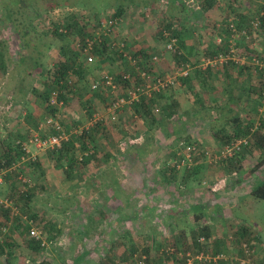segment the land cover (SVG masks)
I'll use <instances>...</instances> for the list:
<instances>
[{
  "label": "rangeland",
  "instance_id": "374dc122",
  "mask_svg": "<svg viewBox=\"0 0 264 264\" xmlns=\"http://www.w3.org/2000/svg\"><path fill=\"white\" fill-rule=\"evenodd\" d=\"M67 1L69 4L75 2ZM242 1L227 7L216 4L210 11H205L203 0H167L166 3L83 0L90 6L71 8L68 4L69 7L52 12L48 20L37 23L32 10H37L41 16L55 3V0H39L29 10H15L14 21L20 25L18 31L5 20L0 8V50L6 64L4 71L0 69V160L9 146L16 145L17 141L28 144L31 155L36 158L34 161L21 160L11 169L0 168V206H3V201H8L12 210L16 211L13 214L11 210L8 219L0 214V264H73L85 250H89L91 255L81 264H136L138 261L144 264H182L185 253L188 252L191 258L196 255L192 234L203 225L210 227L212 233L211 243L205 247L208 250L203 253L204 258H210L212 252L218 251V261L223 264H239L242 261L264 264V202L250 195L252 187L264 179V153L253 149V137L248 136L244 139L250 146H242L239 154H233L232 160L227 161L230 157L225 152L226 148L211 131L213 125L222 127L231 119H239L235 115L252 121L256 130L264 120V106L255 112L253 101L247 100V105L241 103L246 97L240 102L236 98L232 101L225 97L227 101L221 96L209 97L203 91L198 93L195 86L198 98L193 93L189 96L179 94L176 98L157 96L156 108L160 109V113L154 111L152 118L137 116L134 109L125 108L119 113L118 121H114L107 95L91 90L92 83L104 74L115 75L107 69L102 70L99 64L104 59L122 67L119 73L128 70L129 65L112 46L114 42L124 41L135 57L143 56L140 53L142 45L149 48L157 43V47L163 50V31L173 25L178 27V39L182 41L185 36L187 47L194 48L193 54L188 56L180 47L181 55L188 58L189 62L185 63L190 69L206 67L205 61L213 58L208 55L209 49L214 47V43L223 44L224 39L230 45L229 51L234 46V54L226 56L252 64L254 57L264 55V24L259 29L257 22L262 15L245 13L243 10L247 9L248 3ZM121 4L128 14H125V19L119 17L121 21L112 39H106L99 46L103 54H96L95 61L90 65L83 61V56L78 60L77 64L82 65L85 72L82 76L71 72L69 85L72 87L64 90L63 94L67 101L55 116L69 137L72 135L71 138L87 128L97 127L96 121L103 123L100 127L106 128H98L93 137L88 150V163L82 162L87 152L84 153L78 146L79 165L67 178L47 151L38 150L31 143L33 133L43 136L52 134L50 130L38 131V128L50 115L51 109L42 95L49 91L46 81L53 69L64 60L61 50L68 56L78 51L76 37L60 39L53 34V21L70 24L76 20L82 26L93 29L89 26L92 21L96 23L114 16ZM221 4L224 6V3ZM238 5L242 7L234 10ZM141 11L142 15H138ZM244 16L252 17L255 23L249 39L243 38L236 29L238 34L231 36V44H228L227 25L239 24ZM219 36L222 42H217ZM238 40L252 48H247L248 51L240 48L236 43ZM222 50L226 51L227 47ZM222 54L225 55V52ZM247 54H252L253 58ZM165 57L167 60L164 61L177 65L171 73L182 69L175 55ZM34 61H40L41 65L35 67ZM222 66L216 64L209 67L218 77ZM252 75L253 84L257 85L256 73L253 71ZM225 81L228 82L227 79ZM226 88L229 90L232 85L227 84ZM122 94L120 90L119 95ZM222 105L228 108H221ZM245 106L251 111H242ZM154 119L164 120L163 124H153ZM134 139L140 141L132 143ZM182 141L193 143L196 155L191 165L185 163L177 167L176 183L181 185H167L162 169L177 165V145ZM61 164L65 166L66 162ZM20 177L25 178L27 183ZM30 192H33V201L26 206L20 201V196ZM146 205L154 214L144 210L137 219L118 220V217L133 210L136 212ZM216 205L221 208L215 210ZM173 210L179 217L176 221L178 229L171 219ZM182 212H185L184 215L180 214ZM215 212L219 222L209 219ZM94 215L95 225L89 232L84 227L89 217ZM31 216H36L38 221ZM19 225L23 229H18ZM32 226L43 232L47 244L44 252L26 243V229ZM179 229L183 230L181 238ZM113 256H122L125 262H120V259L111 261Z\"/></svg>",
  "mask_w": 264,
  "mask_h": 264
},
{
  "label": "trees",
  "instance_id": "16d2710c",
  "mask_svg": "<svg viewBox=\"0 0 264 264\" xmlns=\"http://www.w3.org/2000/svg\"><path fill=\"white\" fill-rule=\"evenodd\" d=\"M37 1L39 0H0V8L3 11V17L5 18V20L8 23H12L13 26L15 27V29L18 31L19 30V26L18 24H16V22L14 21V17L16 15V9L20 10V11H26L27 9L29 10L30 8L34 7L37 3ZM203 9L205 11H210L212 8H214L215 6V0H203ZM69 1L67 0H60L59 2L57 0H55V3H53V5H50L48 8V11L46 14H42L40 16V14L37 12V10H32L34 12V18L37 19V23H39V21L43 22V20L50 18V14L56 10H58L59 8L61 9V7H70L71 8H76V7H81V8H86L87 7V3L83 2V0H75L74 3L69 4ZM90 6V5H88ZM264 10V7H263ZM32 12V13H33ZM124 12V5H120L118 11L115 13V15L113 17L115 18H119L121 17L122 13ZM98 13V12H97ZM261 13V10H259L258 14ZM40 16V17H39ZM240 17H242L241 14H239ZM252 18V17H251ZM251 18H248L246 16H244L240 23L236 25V23H230L227 25V29H226V41L227 39H229L232 35V28L231 26L234 25V28L238 30L239 33H241V35L243 36V38H248L249 35L251 34V29L253 28V24L254 21H252ZM73 19H75L73 17ZM52 20V19H51ZM259 25V29L262 27V24H264V16H261L259 18V22H257ZM242 27H240V26ZM53 29H51L53 31V34H55V36L59 37L60 39H66L69 36H77L80 39H82L84 41V36H86L85 31H86V27L82 26L81 23L77 22L76 20L72 21L70 24H68L67 22H60L57 24V22L53 21ZM65 27L67 28L68 32L66 34H62L59 33V29ZM245 27V28H244ZM50 30V29H49ZM48 32V31H47ZM245 32V34H243ZM22 34V33H21ZM45 34V33H44ZM23 35V34H22ZM178 36V35H177ZM222 37H224V35H222ZM22 38L24 39L25 36L23 35ZM179 38V36H178ZM179 44L181 49H185V54H187L188 56H191L194 52V48H188L186 43L184 44V42H182L179 39ZM243 42L241 41V43L238 45L240 48H242L243 46ZM2 46V44L0 43V47ZM24 46V45H23ZM28 46V44H27ZM25 47V46H24ZM227 50L223 51L222 49L225 48ZM230 45H227V43L224 42L223 44H219L217 45V43H214V47L209 49L208 55H211L213 58L212 60L220 53L225 52V55H229L230 56V51L229 48ZM99 50V51H98ZM248 51V50H247ZM250 52V51H249ZM95 53L97 55H101L103 54V50H101L99 47L96 48ZM252 53V52H250ZM61 54V58H63L64 60H61L59 62V64L53 69L52 74L48 77L47 81V85H48V92H46L45 94L42 95V98L44 99V102L47 103V107H49L50 110V115L48 117H55L57 115L58 112V107L57 106H52L50 105V99L53 95L54 92H59L58 95V101L61 102H65L67 101L66 97L63 95L64 94V90H70V88L72 87V85L70 86V81H69V77L71 72H75V74H78L80 76L83 75V73L85 72L84 68L82 67V65H78V60L81 58V54L79 51H74L72 52L69 56L66 54L65 51L60 52ZM176 57V59H179L180 63L179 65H181L182 67V63L184 62H189L187 57H184L181 54H174ZM249 54H247L248 56ZM250 57H252V54L249 55ZM264 55H262V57H257L259 59L263 58ZM253 58V57H252ZM256 58V57H255ZM182 61V62H181ZM233 59H229L227 63L224 64L223 66V70L225 71L226 74V78H228V82L230 85H232V89L233 90H237L239 88V85H242L243 87L240 88L242 94L247 95V98L251 101L254 102V106L255 108L253 109V111L257 112L258 109L260 107L264 106V69H260L257 66H254L251 63H246L244 65H240L235 63ZM35 63V67L40 66L41 62L40 61H34ZM185 64V69H188V66H186ZM6 64L3 60V56L1 54V50H0V69H5ZM126 71V70H125ZM123 71V72H125ZM256 73V78L258 81V84L255 85L253 84V75L252 72ZM122 72V73H123ZM213 75V69H208L207 71H203V70H196V68H194V71L192 73V75H190V71H189V75L187 77H185V79H183V84L185 86H189V90L192 91V93L194 95H197L198 98V93H200V91L202 92H206L209 93L211 91H209L207 89L208 87V78L207 77H211ZM207 76V77H206ZM120 80V77L119 79ZM117 80V82H118ZM198 82V84L203 83L205 87L207 89V91H204L203 88L201 87V85H199L200 91L197 93L195 91L194 88V81ZM246 87H248V93H245ZM239 90V91H240ZM94 93H100V95H104L103 92H94ZM165 93H162L160 96H163ZM225 98V97H224ZM226 99V98H225ZM227 100V99H226ZM238 102L241 101V98H237ZM233 101V100H232ZM156 98H152V99H146V98H142L141 102L138 103L136 106H133L132 109H134L135 114L141 115L144 117H151L154 116V109L156 108ZM200 102V101H199ZM223 108V106H222ZM122 110L118 111V116L119 113H121ZM218 110H221V108H218ZM223 112V111H222ZM92 116V115H91ZM236 117H239V119H231L229 122L225 123L222 127H218V126H214L211 127V131L212 134L214 136V138L216 140H218V142H220L222 144L223 148L226 147H231V145L233 143H235L236 140H240V139H244L246 137H253L254 143H253V149L255 150H260L262 153H264V120H262V123L260 124V127L257 128L256 130H254V124L252 121L250 120H244L242 117H240L239 115H235ZM162 119H159L158 121H156V119L153 120V124H163ZM215 122V124L217 123L216 120L213 121V123ZM99 123L97 122L95 125L97 127L92 128L91 130H85V131H81V133L77 134L76 136H74L73 138H69V141L63 142L62 147L60 149H53V150H47L49 156L51 159L55 160L57 163V167L62 169L65 173V175L67 176V178H69V176H71L72 174H74V172L77 169V166L79 165L78 163V153H79V149L78 146L80 147V149H82V151L85 152H89V145L91 144L93 137L96 135V132L98 131V128L103 130L106 129L105 127H100L103 126V123ZM52 134H55V132L53 130ZM106 131V130H105ZM181 143H185L186 145H194L193 143H187V142H179L178 143V147H177V165L178 162H181L182 160H184V156L183 155H178V153L180 152V144ZM250 146V145H248ZM247 146V147H248ZM10 148L4 152L2 159L0 160V168L1 169H11L12 166L15 163H18L19 161H21L22 156L24 155V153L22 152L21 148L19 145H10ZM239 154L238 152L234 153V156ZM85 155V154H84ZM89 156V155H88ZM86 156L85 158L82 159V162L84 164L89 162V157ZM179 156V157H178ZM237 157V156H236ZM232 157H230L227 161H231ZM66 162V165L63 166L61 163ZM81 161V160H80ZM30 162V161H29ZM34 162H32L33 164ZM264 164V161H263ZM177 165H172V166H164V168L162 169L163 171V176H164V181L166 182L167 185H171L176 183V177L177 175ZM37 167V164L34 166L33 168ZM35 169V168H34ZM15 175H17V173L14 172ZM179 185H181V183H176ZM127 194V193H126ZM250 195L259 201H263L264 202V179H262L256 186L252 187ZM33 192L30 193H24L23 195L20 196V201L22 203H24L26 206L29 205L32 201H33ZM149 205H146L143 209H140L138 211H131L130 214H124L125 220H129V219H137L139 214H143L144 210L148 211V213L150 214H154L152 212L151 209H149ZM185 212L180 213L181 215H184ZM0 214H2L1 216H4L6 219H8L9 215L11 214V210L10 209H5L3 206H0ZM176 211L173 210V213L171 215V219L174 220V227L180 228L179 226H177L176 221L177 216H176ZM102 215H104V213H102ZM197 216V215H196ZM8 217V218H7ZM32 217V216H31ZM176 217V219H174ZM32 218L37 219L36 216H33ZM197 218V217H195ZM42 221H44L42 219ZM94 220H91V218L89 217L88 219V223L87 225L84 227L85 229L87 228L89 232H92L93 229L92 227L94 226ZM18 229H23L22 226L19 225ZM30 229V228H29ZM180 230V229H179ZM183 230L179 231V237L181 238V236L183 235ZM247 230H245L246 232ZM27 232V239H26V243L28 244L29 247L35 249V250H40L42 252L45 251V247H42V243L40 241L34 240L32 238L29 237V230L26 229ZM244 233V230H243ZM211 230L210 227L203 225L200 226L198 228V230L192 234L193 238H194V248L195 251L194 253L196 254L194 257L191 258V256H188L187 253H185V257L182 258L181 263L182 264H223L224 262L222 261H213V260H208L204 257L202 258H197L200 255H202L205 250L206 246H208L211 243ZM183 237V236H182ZM201 238H204L205 241L204 243H202V241L200 240ZM9 247V245H7ZM1 248L3 249V247L1 246ZM3 251V250H2ZM135 252V250H134ZM147 253V251H145ZM148 254V253H147ZM91 255V252L89 250H85L83 252V254L79 255L75 261L73 262V264H81L83 263L89 256ZM149 255V254H148ZM219 255L218 251H214L211 253V257H216ZM174 258H176L177 260L179 259L178 256H174ZM113 259H120V262H125L124 259H122V256L119 258H116L115 256L111 257L110 260L112 261ZM127 261V260H126ZM44 264V263H41ZM130 264H135L134 262H131Z\"/></svg>",
  "mask_w": 264,
  "mask_h": 264
},
{
  "label": "built area",
  "instance_id": "2783aa9c",
  "mask_svg": "<svg viewBox=\"0 0 264 264\" xmlns=\"http://www.w3.org/2000/svg\"><path fill=\"white\" fill-rule=\"evenodd\" d=\"M121 20L113 16H109L103 21L96 23L91 22L89 25L93 29L86 27L84 36V41L77 36L75 41V47L80 52L81 57L83 56V61H86L87 64H91L95 61V50L97 47L101 46L106 39H112V36L115 35L116 29ZM258 24V23H257ZM257 26V25H256ZM177 26L173 25L170 29L163 31V38L165 41L163 52L157 54H150L149 56H137L135 57L134 53H131L126 43L120 41L118 43H113L112 46L118 53L119 57L125 61L129 66L128 70L118 74H104L97 81L93 82L91 85V90L93 92H103L107 95L110 100L109 110L111 111V119L118 121V111L128 108L132 109L133 106H136L141 102L142 98L152 99L160 96L162 93H167L177 84L180 77H187L189 75V68L175 73H160L157 71L156 66L163 60L166 54H181L179 39L176 34ZM232 32L236 36L237 31L234 28V25L231 26ZM59 33L66 34L68 32L67 28L62 27L59 30ZM241 34V33H240ZM245 34V32L243 33ZM234 49V46L232 47ZM230 50L231 54H234L233 50ZM230 59L229 56H226L222 53L218 54L213 60L208 59L205 61L207 66H214L216 64L224 65ZM252 64L264 69V57L253 58ZM120 77V80H118ZM118 80V82H117ZM122 90L123 94L119 95V91ZM59 92H54L51 99L50 105L57 106L59 109L64 105V102L58 101ZM156 113H160L159 108H155ZM95 120V119H94ZM98 121H96L97 123ZM48 131L53 130L55 134L41 135L38 132L33 133L31 136V143L38 150L47 151L53 149H60L63 142L69 141V135L64 131L61 124L55 117H49L44 122H42L38 128V131ZM88 130V128H87ZM83 132V131H82ZM140 139H134L132 143L139 142ZM17 145L20 146L24 155L22 156V162L27 160H36V158L31 155L28 144L23 141H17ZM247 139L236 140L231 147H226L225 152L229 157L234 153L238 152L242 146H247ZM180 152L178 155H183L185 158L182 160L178 167L184 166L185 163L191 165L194 156L196 155L197 149L195 145H186L185 143L180 144ZM89 152L85 153V156H88ZM20 179L27 183V180L23 177ZM5 209L12 210V207L8 201L2 202ZM18 212V211H17ZM13 214H16V211L12 210ZM18 215V213H17ZM29 237L40 241L42 247H46V241L43 238V232L40 228L32 226L29 229ZM202 242L205 241L204 238L200 239ZM248 254V252H247ZM190 256V255H188ZM203 254L197 258H202ZM219 255L216 257L207 258L208 260L218 261ZM136 264H144L143 261H138ZM239 264H253L250 261H242Z\"/></svg>",
  "mask_w": 264,
  "mask_h": 264
},
{
  "label": "crops",
  "instance_id": "0c3cea01",
  "mask_svg": "<svg viewBox=\"0 0 264 264\" xmlns=\"http://www.w3.org/2000/svg\"><path fill=\"white\" fill-rule=\"evenodd\" d=\"M149 1H151V2H153V3H158V2H167V0H149ZM241 0H215V5L217 4L218 6L219 5H221L222 7H227V5H229V6H231V5H236V3L235 2H240ZM243 3H248V5H247V9L246 8H244V12L245 13H248V14H251V15H258V12H259V10H261V15L262 16H264V10H263V7H264V0H243L242 1ZM221 3H224V6L221 4ZM227 3V4H226ZM242 7V5H238V6H236L235 8H234V10H236V11H238V9L239 8H241ZM125 9L126 8H124V12L122 13V15H121V18H123L124 17V19H125V17H126V15L125 14H128V13H126V11H125ZM142 11L141 12H139V14L138 15H142ZM244 13V14H245ZM132 14H134V13H131V15ZM234 14L235 15H239L237 12H234ZM131 15H128L129 17H131ZM227 17V16H226ZM121 18H120V20H121ZM124 21H126V20H124ZM219 26V25H218ZM184 35H185V32H184ZM220 35L222 36L223 34H221L220 33ZM163 37V36H162ZM218 38V41L217 42H219V41H221L222 42V37H217ZM231 38V37H230ZM230 38L228 39V44L231 42L230 41ZM164 39V38H163ZM246 39H249V37L248 38H246ZM244 40V39H243ZM182 42H184V44H185V36L182 38ZM249 42V41H248ZM236 43H238V44H240L241 42H239V40L238 41H236ZM247 43V42H246ZM138 44V43H137ZM231 44V43H230ZM219 45V44H218ZM143 47V49H141ZM159 47H161V46H159ZM164 47V46H163ZM163 47H161V48H163ZM141 48H140V53H142L143 54V56H148V55H145V54H148V53H151V54H157V53H160V52H163V50H160L158 47H157V43L156 44H154L152 47H144V45H142L141 46ZM247 48H252L251 47V45H248V43L247 44H245V45H243L242 46V49H245V50H247ZM132 49V48H131ZM148 52V53H147ZM166 55H169V54H166ZM166 57H164L163 58V60L156 66V68H157V71L158 72H160V73H163V74H165V73H171L170 71L171 70H175V67L177 66V65H175L172 61H164V60H167V58L165 59ZM234 60V59H233ZM228 62V61H227ZM226 62V63H227ZM235 63H237V64H240V65H244V64H246L247 63V61H234ZM111 62H109V61H107L106 59H104L103 61H101V64H99V65H101L102 66V70L103 71H106V69L108 70V72H110V73H114V74H116V75H118V74H121L123 71H121L120 73H119V71L120 70H122V67H118V65H117V63H113V64H110ZM173 63V64H172ZM185 63V62H184ZM184 63H182V70H184L185 69V64ZM248 64V63H247ZM219 65H221V64H219ZM186 66H188V68H189V70H190V75H192V73H193V71H194V69H190V66L189 65H186ZM206 67H203V69L201 68V70H203V71H207L209 68L211 69V67H209V66H207V65H205ZM222 66V65H221ZM213 67V66H212ZM223 67V66H222ZM99 69H100V66H99ZM105 69V70H104ZM178 71H181L180 69L178 70ZM177 71V72H178ZM222 71V73L218 76V77H216V76H214V74L211 76V77H207L208 78V87H207V89L209 90V91H211V92H209V93H207V95H209V97H213V96H215V97H219V96H221V98L222 97H226V98H228V100H233V99H235L236 98V100H237V98H243V97H246V98H244L243 100H242V102L241 103H244L245 105H247V100H249L248 98H247V95H245V94H242V93H240L241 92V90H240V88H242L243 86L242 85H239V88L237 89V90H233L232 88L231 89H227L226 88V86H227V84H229V82H226L225 80L226 79H228V78H226L227 76H226V74H225V71L222 69L221 70ZM226 78V79H225ZM253 78V77H252ZM183 79H185V77H180L179 78V80H178V82H177V84L175 85V87H173V89H171L169 92L170 93H166V94H164L163 96H160V98H164L165 96L167 97H171V98H176V96L177 95H179V94H183V95H185V96H189V95H191V93H192V91H190L189 90V86H185L184 84H183ZM229 80V79H228ZM196 83V84H195ZM195 83H194V87L196 86L197 87V92H199L200 91V88H199V85H201V87L202 86H205L203 83H201V84H198V82H197V80L195 81ZM226 84V86H225V84ZM203 88V90L204 91H207V89L205 88V87H202ZM240 90V91H239ZM206 93V92H205ZM245 93H247V94H249L248 93V87H246V90H245ZM227 100V101H228ZM238 101V100H237ZM225 103V102H224ZM231 105V104H230ZM222 106H225V107H227L226 105H222ZM229 107H231V106H229ZM222 108V107H221ZM228 108V107H227ZM246 109V111L247 112H250L251 110H249V109H247V106H245L244 108H242V111H244ZM254 109V108H253ZM260 109V108H259ZM259 111H261V110H259ZM206 208V207H205ZM221 208V206H219V205H216V208H215V210H219ZM101 212H103V209H102V211ZM214 214H216V212L215 213H213V216H211L209 219H210V221H212V222H219V218H217V215L215 216ZM185 215H188V214H185ZM94 217V218H93ZM97 217H98V215H97ZM96 217H95V215L94 216H92V218H91V220H93V219H95ZM96 220V219H95ZM118 220L120 221V222H122V221H124L125 220V217L122 215L120 218L118 217Z\"/></svg>",
  "mask_w": 264,
  "mask_h": 264
}]
</instances>
